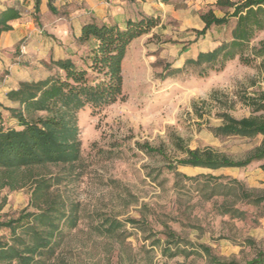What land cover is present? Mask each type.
Masks as SVG:
<instances>
[{"label":"rangeland","instance_id":"1","mask_svg":"<svg viewBox=\"0 0 264 264\" xmlns=\"http://www.w3.org/2000/svg\"><path fill=\"white\" fill-rule=\"evenodd\" d=\"M9 5L16 6V0H0V9ZM176 8L175 17L160 20L129 45L123 62V100L102 110L86 106L80 111L81 159L21 172L25 185L0 190L4 221L24 209L33 210V179L61 178L53 192L68 203H79L80 219L76 228L66 230L59 264H257L264 256V160L244 168L179 167L183 175L197 179L178 178L168 166L185 157L173 136L190 149L213 148L236 161L252 154L262 137L216 136L212 129L223 123L221 112L236 118L251 115L240 97L264 90L261 59L245 65L237 58L219 72L206 63L189 62L229 40L236 19L198 35L204 28L203 13L213 9L223 16L230 10L207 0H183ZM30 15L36 26L41 25L39 13ZM262 40L264 31L257 33L246 54ZM27 43L23 38L0 50L4 127H18V120L4 108L15 105L2 98L7 81L18 78L10 65L20 61L18 70L28 76L39 68L20 56ZM146 143L163 147L166 158L138 146ZM215 183L216 194L210 197ZM258 198L262 201L256 204ZM106 219L124 225L111 234L101 231L98 225ZM170 233L182 250H176L174 241L171 250L164 251ZM9 237V229L0 228V239Z\"/></svg>","mask_w":264,"mask_h":264},{"label":"trees","instance_id":"2","mask_svg":"<svg viewBox=\"0 0 264 264\" xmlns=\"http://www.w3.org/2000/svg\"><path fill=\"white\" fill-rule=\"evenodd\" d=\"M161 1L168 3L170 0ZM40 4L41 0H35L36 12L40 11ZM215 4L230 11L223 16H218L213 9L203 13L204 28L198 35H205L212 27L226 26L234 18L236 23L231 38L208 52H199L195 59L188 61L206 63L208 69L219 72L237 58L245 65L261 59L259 66L264 75V40L252 48L250 55L246 54L257 33L264 31V0H217ZM50 8L53 10L51 3ZM20 17L21 13L15 7L2 11L0 34L11 30L9 22ZM159 23L160 17L129 20L124 27L88 22L83 25L80 36L81 42H93L86 67H77L70 60L55 61L52 63L62 70V74L48 80L21 82L16 89L6 93V98L15 106L4 108L18 120V127H4L0 121V190L5 187L14 190L25 185L21 172L50 164L72 165L81 159L80 111L86 106L94 111L102 110L123 100V62L128 47ZM240 100L251 109V115L236 118L229 112H221L223 123L212 131L216 136H260V144L248 158L236 161L213 148L190 149L182 139L173 136V144L185 155L176 161V165H168L178 178H198L183 175L178 171L180 166L217 170L244 168L264 160V90L242 95ZM138 146L147 153L166 158L163 147L148 143ZM60 181L58 176L33 179L29 202L33 210L27 208L17 217L0 220V228L10 231L9 239H0V264H59L58 251L67 236L66 230L76 228L80 219V204L68 203L59 193L53 192ZM216 188L215 183L210 197L216 194ZM261 201L258 198L254 202L259 204ZM123 225L117 219H106L98 228L111 234ZM174 241L176 250H182L170 233L164 251L171 250ZM170 254L174 256L176 252ZM262 257L255 262L264 264Z\"/></svg>","mask_w":264,"mask_h":264},{"label":"crops","instance_id":"3","mask_svg":"<svg viewBox=\"0 0 264 264\" xmlns=\"http://www.w3.org/2000/svg\"><path fill=\"white\" fill-rule=\"evenodd\" d=\"M207 1L213 4L217 0ZM177 2L183 0H170L168 3L161 0H41L40 11L36 12L35 0H16V6L2 7L0 13L9 7H15L20 11L21 17L10 21L12 29L0 34V50L13 47L23 38H28L26 51L20 56L39 66L35 74L28 76V73L18 70L17 64L20 61L16 65H10L18 78L7 81L8 86L4 89L2 98L7 99L6 93L16 89L21 82L48 80L62 74V70L52 62L70 60L77 67H86L93 42L80 41L84 24L96 22L124 27L129 20L149 17H160L162 23L166 17L176 16ZM25 9L28 10L26 13ZM32 12L40 14L41 25L36 26L30 15ZM8 56L14 57V54L10 53Z\"/></svg>","mask_w":264,"mask_h":264}]
</instances>
